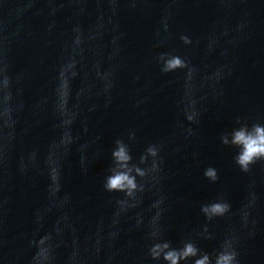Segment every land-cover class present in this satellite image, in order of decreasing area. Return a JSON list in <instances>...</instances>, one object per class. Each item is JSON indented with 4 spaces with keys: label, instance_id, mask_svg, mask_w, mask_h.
Returning <instances> with one entry per match:
<instances>
[{
    "label": "water",
    "instance_id": "1",
    "mask_svg": "<svg viewBox=\"0 0 264 264\" xmlns=\"http://www.w3.org/2000/svg\"><path fill=\"white\" fill-rule=\"evenodd\" d=\"M161 53L188 66L165 73ZM5 68L0 264H171L164 254L188 243L197 252L178 264L232 249L264 264V159L242 171L232 143L264 126V0H0ZM117 140L148 173H131L135 200L104 187ZM218 199L229 211L209 219L201 208Z\"/></svg>",
    "mask_w": 264,
    "mask_h": 264
},
{
    "label": "clouds",
    "instance_id": "2",
    "mask_svg": "<svg viewBox=\"0 0 264 264\" xmlns=\"http://www.w3.org/2000/svg\"><path fill=\"white\" fill-rule=\"evenodd\" d=\"M181 39L187 44L191 41L187 36L181 37ZM159 60L163 62L161 71L167 73L175 71L176 69L186 68L188 66L187 61L179 55L172 53H161ZM61 84L59 88V95L61 97V110L66 109L67 97H68V80L65 78L64 70H61ZM189 77H191V70H189ZM11 79L7 74L6 68L0 70V117H3L4 126H9L11 121V107L10 101L12 94L10 91ZM194 113L188 115L189 120L194 119ZM70 123V121H67ZM70 133L65 134V141L70 140ZM223 143L228 144L227 138H223ZM232 143L240 148V151L236 154V163L240 166L242 171L247 172L249 166L255 163L257 160L264 159V126L259 124L253 125V130L248 132L246 129H240L234 132V138ZM158 150L155 145H150L146 149V154L140 157V162L143 164L146 162L148 156L156 157ZM112 156L116 161L115 167L110 169V175L106 176L104 187L106 190L112 192H123L129 198L135 200L136 193L144 190V185L138 183L135 176L131 175L133 170L141 178L146 177L148 174L140 167L130 168L128 162L132 159L130 149L123 140L116 141V147L112 151ZM158 165L155 160L152 162L151 169L156 171ZM204 175L212 181L217 179V170L214 167L209 166L205 169ZM55 178V172L53 173ZM121 205L125 204L126 201H119ZM159 203V202H158ZM132 206H135L134 204ZM230 205L223 200H216L211 203L202 206L201 211L209 218L215 216H223L229 211ZM158 235V232H153L152 236ZM46 239V238H45ZM44 243V239H41L40 244ZM170 248L169 242L163 244L155 243L150 248V255L153 259L160 257L162 249ZM197 252L196 247L188 243L182 250L171 249L164 254L163 259L170 261L171 264H178L180 259H185L190 255H195ZM40 256L46 257V252L42 251ZM236 252L234 249L231 251H221L216 260V264H238L236 259ZM209 260L208 255H205L203 259H198L195 264H205Z\"/></svg>",
    "mask_w": 264,
    "mask_h": 264
}]
</instances>
